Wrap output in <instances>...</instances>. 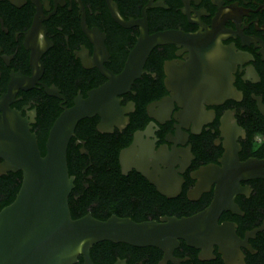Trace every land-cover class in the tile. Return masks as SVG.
<instances>
[{"label": "flooded vegetation", "instance_id": "obj_1", "mask_svg": "<svg viewBox=\"0 0 264 264\" xmlns=\"http://www.w3.org/2000/svg\"><path fill=\"white\" fill-rule=\"evenodd\" d=\"M144 21L149 36L195 38L154 47L115 115L77 124L70 215L159 222L221 202L219 239L180 241L174 262L264 264V0H0V100L46 137L62 108L106 83L98 65L122 73ZM129 247L112 264H173Z\"/></svg>", "mask_w": 264, "mask_h": 264}, {"label": "water", "instance_id": "obj_2", "mask_svg": "<svg viewBox=\"0 0 264 264\" xmlns=\"http://www.w3.org/2000/svg\"><path fill=\"white\" fill-rule=\"evenodd\" d=\"M194 38L180 32L149 36L144 21L122 73L115 76L98 65L106 83L89 91L85 99L79 96L71 108H62L48 131L44 156L40 154L35 134L30 131V122L0 100V176L21 174L14 200L0 210V264H76L79 257L82 264H94L90 250L102 242L151 247L162 252L164 261L177 264L172 252L180 241L191 248L210 249L219 239L216 222L221 202H214L190 217L142 223L116 216L104 221L91 215L72 219L68 207L74 178L68 173L67 149L77 124L95 115L103 122L115 115L116 97L139 77L154 47L191 42ZM101 49L104 51L105 47L102 45ZM46 93L62 99L55 89H48ZM133 150L130 146L121 152L123 170L129 169ZM206 186L200 185L198 192Z\"/></svg>", "mask_w": 264, "mask_h": 264}, {"label": "trees", "instance_id": "obj_3", "mask_svg": "<svg viewBox=\"0 0 264 264\" xmlns=\"http://www.w3.org/2000/svg\"><path fill=\"white\" fill-rule=\"evenodd\" d=\"M45 135H39L37 138L38 147L40 150L41 156L45 154ZM72 153L69 149L67 150V154L70 156ZM67 155V156H68ZM69 175L72 173L69 172ZM21 183V174L18 173H8L6 176H0V210L4 207L8 206L14 200ZM72 219H76L77 217L71 215ZM115 247L118 249L130 248L125 244H112L109 242H102L94 245L90 250V258L94 264H112L114 260L113 251ZM119 252V251H118ZM76 264H82L81 257L78 258V262Z\"/></svg>", "mask_w": 264, "mask_h": 264}]
</instances>
